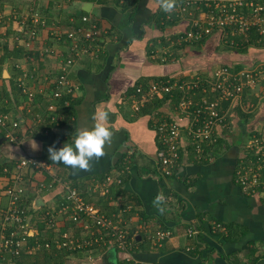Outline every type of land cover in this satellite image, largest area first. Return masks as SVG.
I'll use <instances>...</instances> for the list:
<instances>
[{
    "label": "crops",
    "instance_id": "0c3cea01",
    "mask_svg": "<svg viewBox=\"0 0 264 264\" xmlns=\"http://www.w3.org/2000/svg\"><path fill=\"white\" fill-rule=\"evenodd\" d=\"M166 1L0 0L1 37L7 32V41L0 42V57L5 45L7 49L14 46L25 51L21 57L11 56L0 63V87L2 79L11 77L12 81L16 80L18 72H29L34 66L43 73L57 72L58 56L42 54L41 50L52 47L65 53L68 42L63 38L57 41L51 29L68 30L72 25L86 26L91 22L104 30L100 37L104 43L99 50L71 67L70 78L78 87L64 104L68 106L71 100L74 103L70 117L56 109L53 120L47 117L41 126L27 132L28 135H21L17 143L5 139L0 143V151L6 155L0 163H4V159H12L10 155L21 157L24 153L18 155L19 150L52 161L60 178L78 189L86 188V202L123 221L127 236L133 239L127 250L134 259L159 264H264V194L242 189L235 176L239 163L247 162L241 146L254 132L250 131L251 123L244 125L230 105L226 108V125L220 129L218 143L209 149L212 157L197 160L185 148L181 150L173 173L162 177L154 168L157 142L153 121L161 114L177 116L167 103L159 114L153 116L142 109L133 112L125 99L135 84L203 72L221 65L231 55L224 51L213 53L214 64L202 67L201 64L208 63L200 54L206 50V42L200 48L187 45L173 50L174 41L169 37L183 31L191 15H180L173 25L159 30L152 22L153 13ZM87 2L91 5L85 11L83 4ZM31 10H37L45 18L47 26L40 30L33 49H27L25 34L19 32L24 24L16 17L22 15L25 19ZM81 11L86 13L81 14ZM82 15L88 16L87 22L80 20ZM160 36L165 38L163 43L158 39ZM218 41L217 32L207 38V42ZM153 49L156 51L149 55ZM174 53L179 57L172 58ZM256 55L264 60V51L256 52ZM167 56L171 59L167 60ZM242 57L251 58L252 55L243 54ZM231 58L239 60L241 56L233 55ZM17 63H20L19 68L14 67ZM259 98L253 100L260 102ZM253 100L251 98V102ZM38 106L31 105L18 93L17 106L8 115L19 120L17 129L21 133L26 125H33L30 117ZM39 110L42 112L43 109ZM45 128L51 130L53 136L41 140L40 134L47 136L49 133H44ZM233 130L238 132L233 134ZM119 158L123 160L118 166L123 164L127 168V180L122 185V193L116 198L110 195L104 205V196L87 189L93 179L99 178L95 176L102 174V178L111 170L110 173H115L113 165ZM32 176L35 181L41 178L37 171ZM1 183H4L3 176H0V209L6 200ZM55 192H30L33 204L38 198L43 202L41 206L31 208L32 219L39 213L49 212L58 224L63 222V218L58 216ZM126 206L130 208L125 209ZM211 219L212 222L217 220L225 230L213 225L208 228ZM225 224L233 230L228 237ZM189 226H196L198 234L187 236L185 230ZM164 229L171 230L172 235L156 240L155 232ZM241 230L243 235L238 240L232 239ZM95 253L96 260L101 259L104 264H117L127 254L112 246L96 248Z\"/></svg>",
    "mask_w": 264,
    "mask_h": 264
},
{
    "label": "built area",
    "instance_id": "2783aa9c",
    "mask_svg": "<svg viewBox=\"0 0 264 264\" xmlns=\"http://www.w3.org/2000/svg\"><path fill=\"white\" fill-rule=\"evenodd\" d=\"M196 3H203L207 9L201 10L200 6H195ZM190 6L199 8L200 11L198 17L191 20V29L181 36L183 40L200 38L213 28H219L221 34L224 29H230L233 34L245 33L255 27L258 34L264 36V0H182L172 11L175 15H180L188 12ZM188 14H191L190 11ZM1 17L0 15V19ZM80 18L83 22L88 21L86 15ZM39 20V13L34 11L31 14L32 25L24 31V44L27 47H31L38 40L41 29L36 24ZM70 20L73 21V17ZM102 32L104 30L99 25L91 22L86 26L72 25L68 30L57 29L53 31L55 38L57 41L63 38L68 42L67 53H61L52 47L43 48L46 54L58 56L57 72H45L36 76L30 74L31 86H27L23 83V76L27 72L22 71V76L17 80L23 83L22 91L27 97L25 100L32 102L36 94L47 103L42 112L33 118V124H42L47 117L53 120L59 99L65 97L64 104H67L68 98L73 96L78 87L70 78L71 67L80 59L99 50L101 43H104L100 39ZM153 51L156 50H151L150 54ZM15 66L18 67V64ZM263 75L264 63L245 66L238 71L221 64L203 72H194L183 79L165 77L137 84L125 96L133 112H138L148 101L167 96V104L177 116L174 118L161 114L159 118H154L157 142L154 163L156 174L170 176L178 164L181 150L185 148L191 150L199 160L210 159L212 154L209 149L218 143L220 129L226 125L227 111L222 108L223 101H228L229 105L243 104L242 92L246 88L254 89V85ZM176 96L178 100L174 103L172 99ZM6 101L0 100V108ZM18 124L19 120L9 118L0 109V127L11 142H14L12 130ZM43 131L47 134L49 130L45 128ZM253 131L244 145L247 162L239 163L235 176L242 189L264 194V123L259 131ZM55 168L45 158L29 155L18 159L9 174L3 176L4 183L1 188L6 200L0 214V264L10 263L11 258L19 257L21 253L32 254L38 249V244L29 246L27 243L28 237L38 235V229L33 226L29 212L35 206L32 201L29 204L23 203L26 202L28 193L35 190H56L57 211L60 213L58 216L63 218V222L58 224V220L52 219L49 212L45 215L49 216L47 227L57 234L54 239L57 248L76 250L81 247L107 245L126 252L127 264H159L134 259L127 250L131 242L127 239L123 221L118 216L115 219L113 215L104 213L97 205L86 202L82 192L69 181L60 178ZM35 171L41 173V178L36 181L32 176ZM119 172L93 179L89 190L98 195H108L113 184H121ZM128 208L130 206L125 207ZM67 222L72 223V226L66 227ZM212 225L225 230L219 222L214 221ZM78 232L82 234L80 237H77ZM198 232L196 226H189L185 230L187 236H195ZM171 235V230L164 229L156 231L154 237L161 241ZM44 247H49L48 242L44 243Z\"/></svg>",
    "mask_w": 264,
    "mask_h": 264
},
{
    "label": "trees",
    "instance_id": "16d2710c",
    "mask_svg": "<svg viewBox=\"0 0 264 264\" xmlns=\"http://www.w3.org/2000/svg\"><path fill=\"white\" fill-rule=\"evenodd\" d=\"M181 1L182 0H174V1L167 0L166 2L163 3V5L159 6V8L155 11V13H153L154 15L152 18V20H153L152 22H154L155 26L159 30L162 31L167 25H173L175 23V21L180 19V15L188 14L190 11L191 14H188V15H191V16H190V21L187 24V27L184 28L183 31L178 32L177 34L173 35L172 37H169V40L171 39L174 41L175 47L173 48V50H175L177 48H184L187 45L195 47V48L196 47L200 48L202 46V44L203 43L205 44V42H206V50L201 52L200 54H203L204 61H208V63L207 64H201L200 63L202 65V67L203 66L205 67L208 64L209 65L214 64L215 58H214L213 53L218 54L220 51L221 52L224 51L223 53H226V54L231 53V55H229V57H227L229 59L222 61V63H220V64L227 66L229 69H232L233 71H238L239 69H241L242 68L241 63H244L246 67H250V66H254V62L255 63L264 62L263 59H261L260 57H258V55H256V52L259 53L261 51H264V36L259 35L255 27L250 28L245 33H233V34H231L230 29H224L222 31V34H221V31L219 30V28H213L209 33L203 34L200 38H192L190 40H183L181 38V36L185 35V32L187 30L191 29V23H192L191 20L194 17L197 18V15H198L200 10H199V8H195L194 6L193 7L190 6V8L187 10L188 12L182 13L180 15H175V13H173L172 9ZM196 5L200 6L201 10L207 9L203 5V3H196L195 6ZM34 11H37V10H31L29 12L28 16L25 17L24 21L22 22L24 25L22 27V30H19V32H22L23 34H25L24 31L27 30L29 27H31V25H32L31 14ZM83 13H86V12L81 11V14H83ZM46 26H47V23H46L45 18H43V16L40 15V20L36 24V27L40 30ZM55 30H57V29L53 28L50 30V31H52L51 33L53 34L54 37H55V34L53 33V31H55ZM213 32H217V34H219V40L220 41H218L217 43L207 42V38ZM5 33L7 34L6 31H5ZM6 34L2 35V37L0 35V42L1 43L4 41H7L6 40V37H7ZM16 38H18V37H16ZM25 39H26V34H25ZM158 39H160V42L163 43L165 38H163V36H160ZM152 40H156V39H152ZM36 41L37 40H35L32 43L31 47H27V46H25V47L27 49H33ZM166 41H168V38L166 39ZM26 51L30 52V50H26ZM230 51H233V52H230ZM41 52H42V54H45V55H52V54H46L45 52H43V48H42ZM24 53H25V51L20 47H14L13 46L11 49H7L6 45H5L3 55H1V57H0V63H3L6 59H8L11 56L15 57V58L21 57V55H24ZM243 54H250V55H252V57L243 59V57H242ZM149 55H150V53H149ZM176 55L177 54L172 55L173 56L172 58H174V56H175V59L179 57ZM233 55H239V56H241V58L239 60H238V58L232 59L231 56H233ZM166 59L170 60L171 57L167 56ZM256 60H258V61H256ZM216 64H218V63H216ZM14 67L19 68V67H16L15 64H14ZM196 69H199V68H196ZM30 74L36 76V75L43 74V72H41L37 66H34V69H31L29 72H27V75L23 76L24 77L23 83H25L24 85L31 86L32 77L29 76ZM19 76H22V72H18V77ZM179 78L180 79L187 78V75H184V77L181 76ZM160 79H163V77H161ZM151 80H156V79H151ZM145 82H147V81H145ZM145 82H143V83H145ZM23 83L18 81L17 79L12 81L11 77L6 78V79L5 78L2 79V86L0 87V100L2 102L4 99H6L7 101L2 103V106L0 108L1 112L8 114L10 109L15 108L17 106L18 93H20L24 97V99L27 98L26 93L22 91ZM135 86H136V84L134 86H132L131 90L128 91L127 93L131 92L135 88ZM248 90L250 91V94H252V92L254 91V95L256 96V98L255 97L252 98L253 94L249 95ZM247 97H250V98L247 99ZM258 97L259 96L256 94L254 89L246 88V92H245V90L242 92L243 104L232 105L233 106L232 111H234L235 114H238L241 121H244L248 124L250 122V120H249L250 117H252V115H254V114L252 112L244 113V112H242V110H243L244 106H247L248 109H250L251 105H253L251 102V98H252V100L253 99L255 100ZM69 98H71V97H69ZM166 98H167V96H164L161 99H153L152 101H148V102H146V104L141 109L144 113L151 115V116H153L155 114H159V112L161 111V107L167 103ZM64 99H66V98L64 97V98H61L57 101V103H56L57 109L60 110V112H64L67 117H70L69 115H70V113H72V108H73L74 103L71 100L69 105L65 106L64 105ZM172 100L175 103L178 100V96H176ZM38 103H39V108H44L47 104V103L44 104L42 98L39 97V95L35 94L34 100L32 102H30V104L36 105ZM228 103H229L228 101H223L222 108L224 110L227 107L228 108L230 107V105ZM262 103H263L262 112L264 115V102H262ZM11 105H12V108H10ZM41 105H42V107H41ZM248 111H250V110H248ZM32 113H33V115H32V117H30L31 119H33L38 113H40V110L38 108H35L32 111ZM39 126H41V124ZM17 127H15V128H17ZM15 128L12 130V132H14ZM33 129H35V128H33L32 126L26 125L23 132L21 133V131H19V134H21L22 136H25L27 132H30ZM250 131H253V128L250 129ZM4 132H5L4 129L0 127V137L5 136ZM48 132L49 133L47 136H44V134H40V139L41 140H47L49 138L51 139L53 136L52 135L53 133L51 130ZM245 132H246V130H245ZM36 134H37V132H36ZM30 155H34V154H30ZM43 158H45V157H43ZM45 159L48 160L50 163H52V161H50L49 159H47V158H45ZM122 160H123V158H119L115 162V164L113 165L114 169L117 172L120 171L119 173L121 176V184H113L110 188V193L108 195L102 197L103 201L102 200L101 201L103 202L104 205H106L108 203V201L110 199L109 198L110 195H112L111 197L116 198L123 191L122 185L127 180L128 171H127V168L123 164L121 166H118L119 164H121ZM14 163L16 164V161ZM14 163H11V164H7L5 162L0 163V176L8 175L11 168L15 165ZM111 171H109V173ZM100 176H102V174ZM100 176L98 175L95 177L100 178ZM79 190L82 192V194L85 197L86 196V188L79 189ZM87 190L90 191L89 189H87ZM28 201L29 202L31 201L30 196L28 197L26 202H23V203L29 204ZM99 202H100V199H99ZM117 208H119V206ZM29 212H31V210ZM199 217H200V215H199ZM35 218L36 217H34L33 219H35ZM36 219L40 220L39 223L37 224L38 235H35L33 237H28L27 243L29 246H34V245L38 244L39 245L38 249L33 253V255L21 253V255L19 257L12 258L13 262H15L16 264H64V260L68 255H71V254H74L77 256L82 255V252L84 251V249H81V248H77L76 250H74V249L71 250V249H68L66 247L65 248L64 247H60V248L56 247V244H55V241L53 238V231L52 230H43V229H45L46 226H48L49 216L45 215V213L42 212V213H39V215L37 216ZM214 221L218 222L217 220H213V222ZM67 226H72V223L67 222L66 227ZM211 226H212V219L210 220V223L208 224V228H210ZM226 227H227L226 228L227 229L226 235L228 237V236L232 235L233 230H232V227L229 225H226ZM59 232H61V230ZM59 232H58V234H59ZM242 235H243V231L241 230L239 232L238 236H235V237L233 236L232 239L238 240ZM127 239H128V236H127ZM198 240H199V237H197V241ZM45 242H48V244H49L48 248L44 247ZM102 247L107 248L108 246L103 245ZM95 248H97V247L95 246ZM98 248H100V246ZM117 264H127V262L125 261V258H124V259H122V261L121 260L118 261Z\"/></svg>",
    "mask_w": 264,
    "mask_h": 264
},
{
    "label": "rangeland",
    "instance_id": "374dc122",
    "mask_svg": "<svg viewBox=\"0 0 264 264\" xmlns=\"http://www.w3.org/2000/svg\"><path fill=\"white\" fill-rule=\"evenodd\" d=\"M16 19H20V20H22V22H23V20H24V17H23V19H22V15L19 17H16ZM3 22V21H2ZM3 25H5V23H3ZM18 64V63H17ZM20 64V63H19ZM18 64V65H19ZM254 65H256V63L254 62ZM241 66L243 67V68H245V64L244 63H241ZM262 80L263 79H260L258 82H257V84H255L254 85V90H255V92L257 93V95L258 96H260V98H259V101L260 102H256V101H252V104H253V107H254V109L251 107L250 109H248V107L247 106H244V108H243V111L242 112H244V113H248V112H252V113H254V112H256L254 115H252V117H250V122L249 123H251V128H253L254 130H256V131H259V129L262 127V124L264 123V115H263V112H262V107H263V103L262 102H264V97H263V95H264V83L262 82ZM245 92H246V89H245ZM248 94L249 95H252L253 94V96H252V98L253 97H255L256 98V96L254 95V91L252 92V94H250V91L248 90ZM251 97V96H250ZM250 97H247V99L248 98H250ZM28 106H27V108H29L30 107V105L29 104H27ZM248 105V104H247ZM10 108H12V107H10ZM26 108V107H25ZM30 109H31V107H30ZM11 110V109H10ZM248 110H250V111H248ZM9 111V110H8ZM242 123L244 124V125H248L246 122H244V121H242ZM32 126H34V128L35 127H37V125H36V123H34ZM18 128V127H17ZM17 128H15V130H14V132H13V134H14V142L15 143H17L19 140H20V137H21V134H19V129H17ZM243 129L245 128V127H242ZM22 130V129H21ZM27 132V131H26ZM238 132V130L237 131H235V130H233V134L234 133H237ZM16 135H18L19 137H17ZM26 135H28V133H26ZM245 135H247V134H245ZM245 135H244V137H245ZM244 137H243V139H244ZM245 143H246V139H245V141L243 142V144H242V146H241V149L242 150H244L245 149V147H244V145H245ZM191 151V150H190ZM244 151H246V150H244ZM192 152V151H191ZM21 153H24L21 157H25V156H29L30 155V153H28V152H20V150L18 151V155H20ZM193 153V152H192ZM243 154H244V152H243ZM5 155H6V153H3L2 154V152L0 151V161H1V158L2 157H5ZM10 157H12V159H4L3 161H5V163H7V164H11V163H14L15 161H17L18 159H20L21 157L20 156H17L16 154L15 155H10ZM195 157V159H197V160H199V158H197L196 156H194ZM15 164V163H14ZM40 173V172H39ZM41 174V173H40ZM25 178V177H24ZM3 182V181H2ZM2 184V183H1ZM30 196V193H28V197ZM28 199V198H27ZM29 202V201H28ZM1 210L2 209H0V214H1ZM38 216V215H37ZM37 218V217H36ZM32 219L31 218V222L32 223H34L33 224V226L34 227H36L37 228V224L39 223V219ZM38 229V228H37ZM43 230H52V228H48L47 226L45 227V229H43ZM63 230V229H62ZM53 231V230H52ZM82 234L80 233V232H78L77 233V237H80ZM56 236H57V234L53 231V238L55 239L56 238ZM129 237H130V235H129ZM130 241H132L133 239L132 238H128ZM82 249H84V251L82 252V256L81 255H74V254H71V255H68L66 258H65V260H64V264H104L103 263V261L100 259V260H96V258H95V247L94 248H91V247H81ZM86 248V249H85ZM97 249H98V247H97ZM32 255H33V253H32ZM11 260H12V258H11ZM3 264H16L15 262H10V263H7V262H5V263H3Z\"/></svg>",
    "mask_w": 264,
    "mask_h": 264
},
{
    "label": "water",
    "instance_id": "95a60500",
    "mask_svg": "<svg viewBox=\"0 0 264 264\" xmlns=\"http://www.w3.org/2000/svg\"><path fill=\"white\" fill-rule=\"evenodd\" d=\"M84 6H83V10H85V11H88V8H87V6H90L91 5V3L90 2H87V3H84L83 4ZM5 140V137H0V143L2 142V141H4ZM42 200L40 199V198H38V199H36L35 201H34V206H36V207H38V206H41L42 205Z\"/></svg>",
    "mask_w": 264,
    "mask_h": 264
},
{
    "label": "clouds",
    "instance_id": "9594fccd",
    "mask_svg": "<svg viewBox=\"0 0 264 264\" xmlns=\"http://www.w3.org/2000/svg\"><path fill=\"white\" fill-rule=\"evenodd\" d=\"M33 120V119H32ZM33 123V122H32ZM41 124V123H40ZM39 123H36V125H37V127L40 125ZM5 137V136H4ZM5 139L7 140V141H9L6 137H5ZM11 142V141H10ZM55 165V164H54Z\"/></svg>",
    "mask_w": 264,
    "mask_h": 264
}]
</instances>
